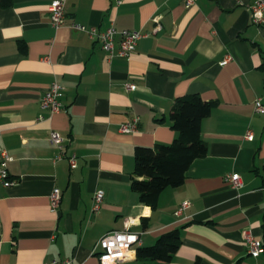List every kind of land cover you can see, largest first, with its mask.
<instances>
[{
    "label": "crops",
    "instance_id": "crops-1",
    "mask_svg": "<svg viewBox=\"0 0 264 264\" xmlns=\"http://www.w3.org/2000/svg\"><path fill=\"white\" fill-rule=\"evenodd\" d=\"M52 1L0 0V151L15 181H0V264H99V239L126 220L139 247L179 231L167 264H264V113L255 110L256 100L264 108V28L251 23L254 0H197L188 9L184 0H65L59 29L50 24ZM111 22L143 35L127 57L110 58L70 26L103 30ZM53 81L57 113L41 108ZM189 94L217 102L201 123L207 154L152 209L131 189L135 149L172 143L173 101ZM135 117L136 131L122 133ZM50 131L63 138L61 150ZM230 174L240 176L239 189L226 181ZM53 189L61 192L55 211ZM96 191L103 201L93 212ZM245 232L262 242L260 256L248 254ZM139 247L118 264H161L137 259Z\"/></svg>",
    "mask_w": 264,
    "mask_h": 264
},
{
    "label": "built area",
    "instance_id": "built-area-1",
    "mask_svg": "<svg viewBox=\"0 0 264 264\" xmlns=\"http://www.w3.org/2000/svg\"><path fill=\"white\" fill-rule=\"evenodd\" d=\"M197 0H184V7H192ZM65 0H54L48 7L50 24L54 29H59L64 25L65 11H64ZM251 23L257 27L264 28V0H254L252 5L249 7ZM158 24V18L155 19ZM71 28L87 33L88 37L97 42L100 48L109 54L111 57H127L136 48L137 42L142 38V34L137 31L131 30H118L114 26L113 22L103 30L98 29L96 26L86 27L82 24L73 23L70 25ZM159 24L157 29H159ZM118 41V42H117ZM116 42L118 43V49L115 50ZM231 55L227 54L221 61V65L227 64L231 61ZM126 89L134 90L135 85L127 83ZM60 96V85L53 81L45 94L41 98V108L47 109L50 113H57L60 111L61 104L59 101ZM255 110L258 113H264V108L261 105L260 100L255 102ZM139 119L137 117L126 121L120 126L122 133H131L136 131ZM253 136L251 133L246 134L247 140H252ZM48 141L51 145L57 147L59 150L63 147V138L57 131H50ZM62 155H58L54 161L61 159ZM10 157L6 150L0 151V181L4 186H11L15 184V181L9 179L7 172V163L10 161ZM69 166L71 169L77 166V156L72 153L67 157ZM226 181L229 182L230 186L234 189H239L242 186L241 178L238 174H230L226 176ZM61 201V192L58 189H53L49 195V206L52 211H55ZM103 201V192L96 191L93 196L92 211L98 212ZM188 205L184 202L180 205L177 212H181ZM130 221L124 222V228L122 230H112L105 233L98 241L97 247L99 248L98 260L99 264H118L127 260L130 257V253L134 247H139L141 244L140 235L138 233L131 232L129 230ZM244 243L247 248V252L251 257H258L263 253L262 242L255 238L252 234L245 232ZM43 264H72L71 259L56 260L52 259L43 262Z\"/></svg>",
    "mask_w": 264,
    "mask_h": 264
},
{
    "label": "trees",
    "instance_id": "trees-1",
    "mask_svg": "<svg viewBox=\"0 0 264 264\" xmlns=\"http://www.w3.org/2000/svg\"><path fill=\"white\" fill-rule=\"evenodd\" d=\"M10 4L11 0H1L3 7ZM216 106V101H205L196 94L177 97L169 115L171 127L177 134L172 143L135 149L131 189L139 195L142 204L154 209L161 193L180 186L191 163L206 156L201 123ZM262 228L264 230V215ZM180 244L179 231L173 230L161 235L153 246L137 248L136 257L141 261L167 264Z\"/></svg>",
    "mask_w": 264,
    "mask_h": 264
}]
</instances>
